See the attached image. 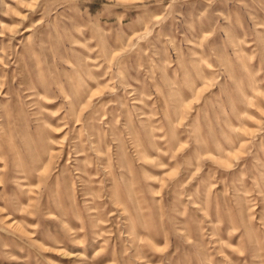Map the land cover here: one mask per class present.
<instances>
[{
    "label": "rangeland",
    "instance_id": "obj_1",
    "mask_svg": "<svg viewBox=\"0 0 264 264\" xmlns=\"http://www.w3.org/2000/svg\"><path fill=\"white\" fill-rule=\"evenodd\" d=\"M0 264H264V0H0Z\"/></svg>",
    "mask_w": 264,
    "mask_h": 264
}]
</instances>
